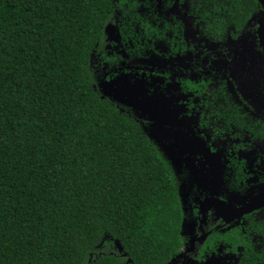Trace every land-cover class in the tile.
Wrapping results in <instances>:
<instances>
[{"label": "trees", "instance_id": "16d2710c", "mask_svg": "<svg viewBox=\"0 0 264 264\" xmlns=\"http://www.w3.org/2000/svg\"><path fill=\"white\" fill-rule=\"evenodd\" d=\"M119 2L0 0V264H169L182 245L170 164L94 86L90 57ZM242 243L237 264L264 261Z\"/></svg>", "mask_w": 264, "mask_h": 264}, {"label": "flooded vegetation", "instance_id": "af4514ba", "mask_svg": "<svg viewBox=\"0 0 264 264\" xmlns=\"http://www.w3.org/2000/svg\"><path fill=\"white\" fill-rule=\"evenodd\" d=\"M241 5L242 0L119 2L110 27L104 29L103 44L90 57L94 80L118 74L139 80L144 97L159 107L165 134L161 142L168 148L167 141L174 144L173 157L184 166L178 172L160 150L177 181L183 213L177 254L190 248L186 255L194 264H208L218 247L221 254L234 255L231 263L229 256L224 263L237 264L243 240L255 250L264 249V203L229 221L209 206L212 198L234 197L231 206L239 208L244 198L247 202L264 189V169L248 170V158L250 169L264 158V12L254 0L244 18ZM128 109L141 126H149L146 115L137 117ZM178 173L190 182L187 208ZM255 224L263 229L253 230ZM234 229L240 234L234 247L218 239L211 247L205 243L212 235ZM202 234L203 239H196Z\"/></svg>", "mask_w": 264, "mask_h": 264}, {"label": "water", "instance_id": "95a60500", "mask_svg": "<svg viewBox=\"0 0 264 264\" xmlns=\"http://www.w3.org/2000/svg\"><path fill=\"white\" fill-rule=\"evenodd\" d=\"M259 4L261 5V13L264 12V0H258ZM110 27V23H107L105 25L106 28ZM113 27V25H112ZM262 33H264V27L261 28V37ZM261 41L263 43V40L261 38ZM105 82V81H104ZM101 97H107L113 101H115L117 104L123 105L125 107L130 108L133 110L135 115L137 117H142L143 115H146L145 117L150 120L149 126L157 132L160 133L163 136V132L161 131V125L163 124V120L161 119L159 107L154 106V104H151L148 102L146 97H144L143 89L141 85L136 83H129L125 80L123 81H117L114 90H110V87L106 85V83H102L101 85ZM144 100L148 102V106L145 104ZM142 115V116H141ZM153 141V140H152ZM172 150V148H170ZM264 189H261L259 193L253 197H249L247 199V202H244L246 199L244 198L243 201L240 203L242 204L239 208H235L231 206V200L234 199V197L229 198L227 201H215L216 198H212V203L209 206H214L215 208V214L217 216L222 217L225 221H229L230 219L236 218L243 213L249 212L250 210L257 208L258 206L262 205L264 203ZM202 210V209H201ZM229 214L230 216H227ZM204 238V235L197 237L196 239L201 240ZM193 238L190 240V244H192ZM113 244L117 251L122 255L125 256V253L122 252V248L119 245L117 240H113ZM190 248H185L183 252L177 254L174 258L171 259L169 264H194L195 261L191 257H187L186 253L189 251ZM180 256H183V259H180ZM130 260L129 258H126L125 264H129Z\"/></svg>", "mask_w": 264, "mask_h": 264}, {"label": "rangeland", "instance_id": "374dc122", "mask_svg": "<svg viewBox=\"0 0 264 264\" xmlns=\"http://www.w3.org/2000/svg\"><path fill=\"white\" fill-rule=\"evenodd\" d=\"M122 22H117V24H120ZM120 41V40H119ZM137 41H140V39H138ZM112 43V42H110ZM94 61V58L92 59V62ZM123 81L125 80L124 79V76L120 74L116 75L115 77H112L110 79H106V80H99V77L97 80H95V88L99 91V93L101 92V84L102 83H106L107 86L110 87V90H114V86L116 84L117 81ZM105 81V82H104ZM126 83L129 82V83H136L138 82L139 80H125ZM143 130L144 132L147 134V136L153 140L157 145L158 147L160 148V150L165 153L170 159L171 161L173 162L172 166L173 168H176L177 171L179 172V166L177 165V161H176V158L173 157V154L170 150V148H173L175 150H177V148L174 146V144L170 141H167V146H169L170 148L164 146L163 142L161 141H164L165 140V134H164V137L160 134V133H157L155 132L151 126H145L143 127ZM263 156H264V152L262 153ZM261 154V155H262ZM177 157V155H175ZM252 161L250 158H248V170L251 171H254L259 168V169H264V158L261 162H258V164L256 165H252L251 169H250V165H251ZM184 168V166H181L180 168V171H182ZM259 172V171H258ZM178 176H180V185H179V192H180V196H181V201H182V204L184 207H188V204H189V200H188V196H189V180L187 179V177H183L182 178V175L181 173H178ZM216 258H212L210 257V259H208V264H210L211 262H215L217 264H229L231 263L233 260H234V255L232 253H228V252H223V254L220 253V248L218 247L216 249ZM218 254H220V256L218 257ZM226 256H229L230 259L229 260V263H224V260L227 259Z\"/></svg>", "mask_w": 264, "mask_h": 264}]
</instances>
